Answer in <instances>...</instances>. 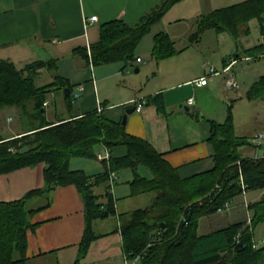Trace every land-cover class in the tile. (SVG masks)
<instances>
[{"label":"trees","instance_id":"trees-1","mask_svg":"<svg viewBox=\"0 0 264 264\" xmlns=\"http://www.w3.org/2000/svg\"><path fill=\"white\" fill-rule=\"evenodd\" d=\"M177 1L160 0L135 26L120 19L102 23L99 39L90 46L92 62L136 59L134 50L143 35ZM253 18L259 22L260 36L243 53L246 57L262 56L264 0H243L201 14L188 41L197 42L206 29L226 32L237 40L242 32L248 33L247 23ZM75 51L89 58L85 48ZM178 51L167 33L154 35L153 57L164 58ZM43 70L50 72V80L39 82ZM56 70V60L52 59H37L22 68L0 59V112L14 106L23 129L5 136L0 128V174L44 163L42 187L21 198L0 201V264H26L27 232L36 224L31 222V216L51 204V193L56 188L68 184L77 187L84 204V231L77 257L71 263L82 264L91 242L104 235L95 232L93 221L116 214L108 178L111 172L124 168L133 174L129 181L131 196L152 194L148 205L119 213L126 259L138 256L140 264H264V245L258 246L254 239L255 226L264 221V152L256 156L240 153V147L255 144L250 137L235 133L230 113L221 122L208 119V140L214 147L212 167L182 177L147 140L129 134L121 120H113L105 113L94 110L68 117L55 113L49 119L44 105L49 93L59 90L71 104L72 85ZM246 97L264 99V75L250 85ZM151 100L159 112H164L162 93ZM98 146L111 153L103 159V171L89 174L70 169L72 157L95 158ZM119 147L125 153L113 155L112 151ZM140 167L148 169L151 176H145ZM101 183L105 185L103 194L93 188ZM249 190L261 191L259 199L247 204L251 210L249 219L198 233L201 217L225 210L234 197ZM36 197H42L44 203L30 205Z\"/></svg>","mask_w":264,"mask_h":264},{"label":"crops","instance_id":"crops-1","mask_svg":"<svg viewBox=\"0 0 264 264\" xmlns=\"http://www.w3.org/2000/svg\"><path fill=\"white\" fill-rule=\"evenodd\" d=\"M205 1V11L201 10V0H195L189 6L188 11L196 13L191 29L185 32L187 43L183 47H176L175 38L179 36V29L172 26L176 22H168L167 28L161 26L150 34L152 38L148 49L142 46L152 26L161 21L175 2L152 24L136 46L135 58L141 57L142 61L132 59L128 62L122 60L94 64L90 58V46L99 39V26L102 23L120 19L128 26H135L160 0H0V59L14 62L17 68L37 59L56 60V72L70 81L71 96L79 98V111L64 117L97 111L100 105L103 109L98 113H105L113 120H121L127 108L134 106L136 100L144 98L146 103L141 111L133 110L127 114L126 131L147 140L170 166L176 168L180 176H191L213 165L214 147L208 140V119L215 120L213 116L221 111L226 96L232 100L239 96V92L231 95L233 89H238V81L236 87H228L224 83L225 78L231 75L230 71L239 61L249 58L244 53L228 54L222 57L220 67L210 64L218 73L210 74L206 84H197L198 78L208 73L209 62L203 50L198 47L203 35L193 43H189L188 37L195 29L198 17L217 8L216 5L210 6L213 3L210 0ZM91 16H96V20L90 21ZM161 31L168 34L179 51L168 57L155 58L152 55L154 35ZM137 47H140L138 51ZM76 48H85L89 58L86 59L83 52H76ZM176 57L180 58L174 63ZM230 63V70L223 72V67ZM45 71H42V75ZM79 85L82 86L80 90ZM78 90L80 95L76 98L74 94ZM57 93L60 95L61 91L49 93L46 100L48 104L51 96ZM157 93L163 95L164 112H159L151 100ZM190 97L193 103L188 104ZM59 99L68 105L62 93ZM21 131L23 129L10 130L4 135H16ZM254 144L243 155H262L264 150L260 152L258 145ZM105 153V158H98V154ZM123 153V147L112 151L113 155ZM110 155L108 149L98 146L95 153L96 167L90 161L91 167L84 164L87 161L85 157H75V165L69 167L96 174L103 171V159H108ZM143 168L140 167L141 172H147L143 174L150 177V171ZM43 170L44 163H38L0 174V201L18 199L30 190L42 187ZM131 175V172H125L126 180ZM121 177L119 171L109 175V190L115 201L116 214L93 221L95 232L104 235L91 242L86 255L81 259L82 264H125L129 261L123 254L119 213L130 210L120 211L119 204L129 203L132 196H129L127 182L118 183ZM104 186L101 183L93 188L96 193L103 194ZM260 195L261 191L253 200L259 199ZM51 200L48 207L31 216V222L36 224L27 232L26 264H71L77 257L85 226L84 204L78 189L74 184L59 186L51 193ZM42 203V197L29 202L32 206ZM249 217L247 209V219ZM100 227L104 229L98 230ZM136 263L138 261L133 264Z\"/></svg>","mask_w":264,"mask_h":264},{"label":"rangeland","instance_id":"rangeland-1","mask_svg":"<svg viewBox=\"0 0 264 264\" xmlns=\"http://www.w3.org/2000/svg\"><path fill=\"white\" fill-rule=\"evenodd\" d=\"M203 1V4L201 5V10L205 11V0ZM243 0H210V6L216 5L217 7L230 5L233 3H237ZM208 2V1H207ZM193 3H195V0H181L177 3H175L172 8L163 16L161 21L154 24L151 29V33H149V37H146L147 39L143 41L142 46L143 48L148 49L151 44V35L154 31L162 27L167 28V23L171 22L172 24H175L173 22H176L175 28L178 31V38L176 39V47L180 48L183 47L187 43L185 32L189 31L191 29L192 23H193V17L195 16L194 13L196 12H189V6H191ZM175 20V21H174ZM248 27L249 31L248 33H241L239 38L236 40L233 38L230 34L226 32H220L217 33L214 29H206L203 32V39L200 42V45H198L199 48H201L204 52V56L206 61L209 62V66L214 65L216 67L221 66L222 57L232 54H243V49L249 46H252L258 42L259 36H260V25L256 18L251 19L248 21ZM245 26V25H244ZM187 29V30H186ZM176 30V31H177ZM240 30H242V27H240ZM183 34L182 36H180ZM140 48V47H139ZM137 47L136 51L139 49ZM202 52V53H203ZM180 57H176L174 63H177ZM132 70H134V67H132ZM208 70V68H207ZM50 72L45 71L40 78L39 82H43L45 80H48L50 76ZM231 76L233 79L239 83L238 89H233L234 91L231 93V95H236L235 92H239V96H234V100L225 97L223 104L224 106L221 107V111L216 115L213 116L215 120L218 122L224 121L227 117V115L230 113L232 116V121L235 129V133L237 135H244L246 137L254 138L257 134H264V99H248L246 97V91L250 87V85L258 79L259 76L264 75V55L258 56V57H249L247 59H243L239 61L233 69L230 71ZM221 77V76H220ZM222 79V78H221ZM88 82V81H87ZM236 87V86H235ZM232 90V89H230ZM58 91V90H56ZM55 92V91H54ZM61 95V93H60ZM59 93H57L55 96H51L50 103L46 106V115L48 118H54V114L58 115H69L74 114L79 111V105H78V99H75L73 95L70 97L71 100H74L71 102L70 106L64 105L62 101L59 99ZM232 97V96H231ZM88 110L91 108H87ZM93 109V108H92ZM17 109L12 107H6L2 109L0 112V128L2 129V133H6L10 130H22L21 127V120L18 117ZM9 116L11 118H9ZM253 140V139H252ZM263 142L262 145H258L259 151L262 152L264 150V138L261 140ZM251 146H242L240 147V153L245 154L247 151L251 150ZM75 157H73L70 160L69 166L73 167L76 163L74 161ZM84 160V159H83ZM85 160H87L84 164H87L91 167V164L88 162L95 164L96 162L95 158L93 157H85ZM146 170L145 168H143ZM122 169L118 170L119 174L122 177L118 180V183L124 184L128 183V189H129V196L130 195V185L129 181L132 179V177L129 180H126L125 172H131V169H123L122 173L120 172ZM142 170V169H141ZM117 171V172H118ZM146 173L147 172H143ZM133 175V174H132ZM131 175V176H132ZM116 184V182H114ZM113 185V184H112ZM260 193V190H249L245 191L243 194H240L230 202V207L226 208L222 211H217L215 213H212L210 215L204 216L199 220L198 224V233H206L208 231L224 227L227 223H233L235 221H239L241 219H247V205L245 206V202H252L254 197H256ZM123 200V197L120 198V201ZM131 201L129 203H123L121 202L119 204V210H131L138 207H144L148 205L152 200V194L150 193H144L139 194L136 196H132ZM255 200V199H254ZM253 200V201H254ZM249 215H251V210L248 209ZM249 219V218H248ZM223 221V222H221ZM114 223L113 221H110ZM226 223V224H225ZM98 230L102 231L104 227L97 228ZM254 239L256 241V244L258 246L264 245V221L258 223L254 228ZM137 258V257H136ZM135 261H139V259H133L129 260L132 264ZM128 262V263H129ZM130 263V264H131ZM136 264H140L139 262Z\"/></svg>","mask_w":264,"mask_h":264},{"label":"built area","instance_id":"built-area-1","mask_svg":"<svg viewBox=\"0 0 264 264\" xmlns=\"http://www.w3.org/2000/svg\"><path fill=\"white\" fill-rule=\"evenodd\" d=\"M95 20H96V16H91L90 17V21H95ZM136 59H137V61H142L141 57H137ZM231 64L232 63L227 64L225 67H223L222 71L223 72H228L230 70V68H231ZM207 68H208V73H206L204 76H201V77L198 78V80H197V84L198 85H204V84H206L207 83L208 76L210 74H216V73H218V71L214 67H212V66H209L208 65ZM224 83L228 87H235V86H237V82L233 79V77L231 75H227L226 76ZM78 89L79 90L82 89V86L79 85L78 86ZM79 90H78V92H76L74 94L76 97H78L80 95V93H79L80 91ZM145 103H146V100L144 98H140V99L136 100L134 102L135 110L136 111H141ZM191 103H193V98L192 97H190L188 99V104H191ZM47 104H48V101H45L44 102V105H47ZM102 109L103 108L100 105H98L97 111L100 112V111H102ZM263 138H264V134H262V133L261 134H257V135H255V137L253 138L252 141H253V143H256V145H260L262 143L261 140ZM106 156H107V153H105L104 155L98 154V158L99 159L105 158ZM220 210L222 211V209H220ZM263 242H264V240H263ZM137 258H138V256H137ZM137 258H135V259H137ZM128 262L129 261H127L125 264H130L131 263V262H129V263Z\"/></svg>","mask_w":264,"mask_h":264},{"label":"water","instance_id":"water-1","mask_svg":"<svg viewBox=\"0 0 264 264\" xmlns=\"http://www.w3.org/2000/svg\"><path fill=\"white\" fill-rule=\"evenodd\" d=\"M65 94H69V91H65ZM133 110H135V106H132V107H129V108L126 109L125 113L122 116L121 124H125L127 114L132 112ZM162 225H163V222H162ZM239 245H241V242L239 243Z\"/></svg>","mask_w":264,"mask_h":264}]
</instances>
